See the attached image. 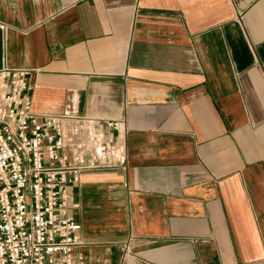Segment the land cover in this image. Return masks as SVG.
Returning <instances> with one entry per match:
<instances>
[{"label": "crops", "instance_id": "obj_1", "mask_svg": "<svg viewBox=\"0 0 264 264\" xmlns=\"http://www.w3.org/2000/svg\"><path fill=\"white\" fill-rule=\"evenodd\" d=\"M33 109L124 119L75 188L83 264H264V0H0Z\"/></svg>", "mask_w": 264, "mask_h": 264}, {"label": "built area", "instance_id": "obj_2", "mask_svg": "<svg viewBox=\"0 0 264 264\" xmlns=\"http://www.w3.org/2000/svg\"><path fill=\"white\" fill-rule=\"evenodd\" d=\"M30 70L0 68V264H83L75 188L128 167L124 119L39 114Z\"/></svg>", "mask_w": 264, "mask_h": 264}]
</instances>
